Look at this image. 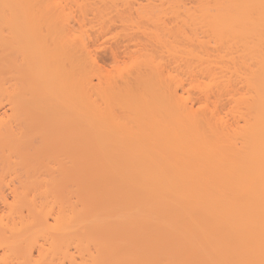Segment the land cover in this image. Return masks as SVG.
I'll return each mask as SVG.
<instances>
[{"label":"bare ground","instance_id":"obj_1","mask_svg":"<svg viewBox=\"0 0 264 264\" xmlns=\"http://www.w3.org/2000/svg\"><path fill=\"white\" fill-rule=\"evenodd\" d=\"M37 3L0 0V264H264V0H196L223 53L180 59L192 104Z\"/></svg>","mask_w":264,"mask_h":264},{"label":"rangeland","instance_id":"obj_2","mask_svg":"<svg viewBox=\"0 0 264 264\" xmlns=\"http://www.w3.org/2000/svg\"><path fill=\"white\" fill-rule=\"evenodd\" d=\"M37 4L36 10L48 9L51 17L59 13L51 19L52 28L62 39L65 33L67 42L84 44L105 79L121 83L135 73L142 59H153L165 76L183 81L185 89L179 96L189 104L199 95L189 88L193 77L183 70L180 59H196V47L202 42L208 59L223 53L214 34L196 28V0H42V5Z\"/></svg>","mask_w":264,"mask_h":264}]
</instances>
